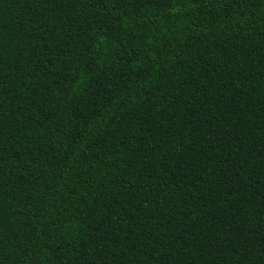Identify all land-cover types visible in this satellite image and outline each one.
<instances>
[{
    "label": "trees",
    "instance_id": "trees-1",
    "mask_svg": "<svg viewBox=\"0 0 264 264\" xmlns=\"http://www.w3.org/2000/svg\"><path fill=\"white\" fill-rule=\"evenodd\" d=\"M0 264H264V0H0Z\"/></svg>",
    "mask_w": 264,
    "mask_h": 264
}]
</instances>
